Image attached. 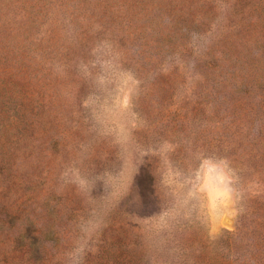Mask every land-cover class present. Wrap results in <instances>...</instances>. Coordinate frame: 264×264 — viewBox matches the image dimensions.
Returning a JSON list of instances; mask_svg holds the SVG:
<instances>
[{"label": "rangeland", "instance_id": "374dc122", "mask_svg": "<svg viewBox=\"0 0 264 264\" xmlns=\"http://www.w3.org/2000/svg\"><path fill=\"white\" fill-rule=\"evenodd\" d=\"M140 1L91 4L92 18L129 7L143 19ZM182 1L197 0H145ZM206 1L215 46L264 75V0ZM84 2L0 0V264H226L227 237L247 197L264 195V176L228 159L226 119L189 78L195 58L163 35L165 16L143 19L122 47L138 54V77L116 24L74 47L93 22ZM221 28L239 33L218 40ZM163 66H185V81L162 85Z\"/></svg>", "mask_w": 264, "mask_h": 264}, {"label": "trees", "instance_id": "16d2710c", "mask_svg": "<svg viewBox=\"0 0 264 264\" xmlns=\"http://www.w3.org/2000/svg\"><path fill=\"white\" fill-rule=\"evenodd\" d=\"M102 1L105 0H85L88 19L93 22L86 24L83 38L77 40L74 47H85V43L92 39V33L97 29H101L99 32L103 30L112 32L115 28L113 36L121 48L123 60L132 63L131 65L134 66L132 72L139 77V68L135 66L138 63L136 59L138 54L127 53L122 50V47L125 44H131L130 37L139 38L136 31L140 28L139 25L143 19L147 25H151L154 21L153 13L157 12L158 17L165 16L167 22L161 27L163 35L174 36L173 38L177 40L174 43L180 49V58L184 56L195 58L198 66L193 68L194 73L189 78L206 85V90L201 92L202 98L209 99L215 113L223 114L226 119L228 159L245 165L246 170L251 171L252 174L264 176V75L259 74L251 78L248 66H238L237 59L215 46L216 43L212 37L215 30L213 19L217 12L213 5L208 4L206 0H197L192 3L182 1L179 2L181 6L178 9H166L152 4L146 5L143 0L140 1L138 12L144 17L143 19L125 13L130 9L129 7L121 10L122 6H117L123 12L122 14L127 16V19L121 18L124 22L115 23L122 15L117 10L110 14L111 22L96 23L95 18H92L95 7L91 4L98 5ZM96 12L98 13V8ZM101 13L105 16L104 12ZM114 24L116 25L112 28ZM171 28L174 29L171 30ZM190 32H197L198 38L202 36V38H208V46L202 50L192 47L188 37ZM238 33V30L232 33L224 32L221 28L216 36L218 40H224ZM207 34L209 35L205 37ZM260 42L264 44V41ZM183 70L185 66H177L172 70L168 66H163L157 71L155 79L167 87L179 79L184 82L186 75ZM247 198H249L246 201L248 205H245L240 212L235 231L229 233L227 237L229 258L226 264H264V195Z\"/></svg>", "mask_w": 264, "mask_h": 264}]
</instances>
